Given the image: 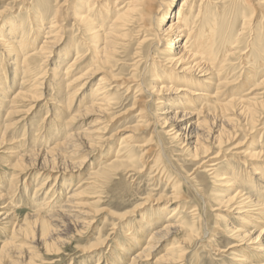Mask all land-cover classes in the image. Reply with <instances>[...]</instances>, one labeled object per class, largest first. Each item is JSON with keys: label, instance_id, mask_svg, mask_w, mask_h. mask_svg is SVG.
Wrapping results in <instances>:
<instances>
[{"label": "bare ground", "instance_id": "bare-ground-1", "mask_svg": "<svg viewBox=\"0 0 264 264\" xmlns=\"http://www.w3.org/2000/svg\"><path fill=\"white\" fill-rule=\"evenodd\" d=\"M24 1L13 0L12 4L17 7L18 3H24ZM54 1L57 2V0H44L32 13L31 8H28V13H31L30 19L24 18L17 21L15 19L19 15L11 16L12 18L9 19L11 25L5 32L3 31L4 23L0 26V147L11 133L17 134L16 129L20 128L21 131V127L27 125L30 119L31 109L21 111L18 108V100L26 98L30 100V103L35 104L37 101H42V86L44 90L56 91L59 88L58 82H55V79L50 80V76L56 77L60 74L64 81L70 77L66 81L67 86L68 81L70 82L67 98L70 104L76 107L74 115L68 118L69 122H66L69 124L67 131L63 134L62 130L66 128L63 117L60 116L63 105L58 104L56 107L48 102L49 99L46 101V104L49 103L54 109L51 108L50 114L43 120L44 123L42 122V125L40 123L37 128L47 129L43 131V134L46 133L48 139L57 137L59 140L53 148L46 149L48 151L45 155L40 151H32L37 145L33 142L38 140L32 139L28 145V151L31 150V152L24 153L23 156L22 151L25 145L22 142L25 139L27 127L23 129L21 138L17 140L20 143L16 146L18 150L6 153L8 157L6 159L11 165L8 170L11 171L13 167L15 170L12 173L7 172L10 175L7 189L2 190V187L0 189L2 190L0 233L3 230L9 233L8 235L5 232L0 234L2 235L0 264H22L25 251L31 255V261L28 262L34 263L32 261L37 254L35 250L30 249L31 246L27 247L26 244L23 248L17 244V240L33 244L37 239L27 234L24 237L23 225L15 220V216H12L14 212L10 209L9 202H2L9 196L14 199L20 198L27 191L25 180L19 187L21 181L19 176L30 167L37 166L40 171L50 167L49 171L56 170L55 173L59 175L53 179L51 175L40 176L43 179L32 186L34 192L31 198L16 204H32V210L37 213L35 222L49 228L54 226L55 229L50 228V231L55 235H58L57 225L51 220L67 218V213L69 216L78 217L73 218L78 226L89 224L88 218L94 214V211L89 208L86 210L87 207H84L86 203H80L83 197L80 189L84 186L83 184L96 190L109 180H114L115 176L120 174L118 171L125 169L126 177L142 173L154 181L167 179L166 183L171 185L174 181L176 189L181 187V181L177 176L175 180L170 175L168 165L172 162L164 152L165 146L161 140L160 143L155 140L157 127H160L164 135L166 134L178 145L182 154L188 153L186 156L193 162L195 168L188 178L183 179L197 191L202 204L188 206L186 203L190 201L184 199L181 200L184 206L177 205V210L173 211L175 207L172 203L178 200L171 198L162 206L153 207L150 210L151 214L141 216L133 232L127 229L122 230L123 235H130L125 247L118 243V250L122 248L123 253L128 254L134 251V247L140 241L144 242L140 251L133 254L125 264H142L145 261L143 257H147L146 253L150 254L155 248L160 247L174 233H184L185 237L180 238L181 243L188 242L190 238H193V236L190 237V233L197 226L198 220L202 219L203 222H199L207 226L208 223L203 218V214L201 216L199 214L203 206L205 208L207 205V198L203 195L204 193H201L205 187L203 181L206 179L218 183L224 191L228 192L225 197H217L216 200L221 201L232 213L237 214L238 224L231 227L228 232L235 242L231 246L232 249L242 250L243 254L239 261L246 262L245 264H264V163L260 164L255 162L253 157H246L244 160L239 159L240 169L241 166L246 165L244 166L246 168L239 170L231 162L217 160L224 150L231 152L230 150L238 149L239 151L235 153L242 154L239 143L233 145L231 149L229 147L241 130L253 132L255 129H264V122L258 123L262 115L261 110L264 109V94L263 91L259 92L264 89V34L262 36L256 34L258 27H262L257 22L261 16H264V11L261 10L263 7H258L257 3L264 5V0L252 1L255 3L251 0H179L178 5V0L80 2L71 6L70 13L73 21L70 28L75 27V31L82 34L83 37H78V40L79 44L84 46L75 47L76 55L68 66L65 58L52 59V50L59 44L60 38L50 42V37L61 33L62 29L57 13L49 16L40 11L44 6L48 9L50 2ZM92 18L97 22L95 23ZM148 21L152 24H148ZM145 29H148L149 33ZM134 35L137 38V45L128 62L130 64L128 67L131 69L129 77H125L126 80L122 82H117L116 78L102 75L116 63L126 60L117 58V53L121 52L125 45L130 44L129 38ZM36 43V48L26 50L30 44ZM146 43L149 44L147 51L142 48ZM63 53H66L65 57L70 55L66 51ZM37 55L42 56L41 61L48 69H43L35 75ZM149 57L154 60V63L168 65L171 70L177 71L175 75L178 76H172L170 70L165 76V72L163 74L159 72V65L154 64L151 68L153 77L149 78V84H146L139 75V65ZM53 63L54 66L50 68ZM57 63L67 67L62 70L63 68ZM83 65H86L87 69L82 74L72 75V71ZM9 71H11L10 85H6ZM156 72L160 76H157ZM98 74L101 78L88 92V96H85V91ZM243 74L244 79H241ZM201 82L205 84L202 89L199 88ZM16 83L19 87L11 91ZM122 90L124 97L128 98L131 94L134 97V103L141 104L143 107L136 113L135 119L131 118L134 119L133 125H129L132 124L129 122L122 124L117 130H120V135L116 134V131L107 137V133L100 130L105 131L108 123L113 121L111 110L117 104L116 94ZM246 90L248 92L245 93ZM168 95H172V98ZM148 102L153 104L157 112L152 124H150L151 121H145L147 112L145 105ZM17 113L22 116L13 122V117ZM94 114H100L106 119L100 121L98 119L90 125L91 128H86L82 132L75 131L77 125L73 123ZM129 117L131 115L128 114L127 118ZM24 121L26 124H22ZM100 124L103 125L100 126ZM148 129L152 130L151 135L140 140V133ZM121 134L123 136L119 141L118 149L113 152L112 157L104 158L96 170H91V176L81 184L78 182L77 187L71 191L73 181L69 178L64 179L65 173L74 168L80 169L92 156V152L105 148L106 143L114 139L113 135L121 136ZM46 135L43 137L44 140L47 138ZM261 138L258 139L261 140ZM56 146H61L60 150H63L65 154L57 152L54 148ZM261 151H264V147ZM25 155L29 157L25 158ZM39 155L40 158L43 157L41 164L27 162L25 164L26 159L35 160ZM50 157H53L51 162ZM78 158L82 161L76 162ZM68 159L75 160L72 168L67 166V169L60 170L56 160L61 162ZM158 175L159 178L156 177ZM31 177V173H27L28 183L31 182ZM100 190L94 198L101 202L105 196L104 191ZM163 200L165 199L157 201ZM222 204L219 206H224ZM44 210L48 213L47 215H44ZM185 212L187 215L184 214ZM189 214L193 220L188 218ZM224 218L226 217L222 216L221 220ZM58 222L60 223V220ZM249 222L254 225H248ZM208 234L209 232L205 231L203 238H207ZM39 241L43 242L47 251L57 250L43 233L39 236ZM246 248L255 250L258 253L255 254L256 257H246L244 254L248 251ZM173 251L174 246H171L156 261L159 264H183L189 253L179 250L175 254ZM199 261L200 258L196 257V262L193 264ZM114 264H120V262Z\"/></svg>", "mask_w": 264, "mask_h": 264}, {"label": "rangeland", "instance_id": "rangeland-1", "mask_svg": "<svg viewBox=\"0 0 264 264\" xmlns=\"http://www.w3.org/2000/svg\"><path fill=\"white\" fill-rule=\"evenodd\" d=\"M43 1L44 0H25L24 3H18L17 4L18 8H17L16 6L15 7L13 6L12 4L13 0H0V26L4 23L3 31L5 32L6 29L10 27L11 22L9 21V19L12 18L11 16L19 15L18 18L15 19L17 21L20 19L22 20L24 18H29L33 10H36L37 5H40L41 2ZM86 1L87 0H66L64 2V0H57V2L55 1L53 3L50 2V6H48L49 11L45 6L40 9L42 13H47V15L49 16L52 13H57L58 15V20L61 23L62 29H61V33H58L57 35H52V37H50V42H53L54 40L60 38L59 44L56 45V47L52 50L53 52L52 59L58 60V58L61 59L65 58L67 66L72 62L73 58L76 55L75 47H79V45L81 47L84 46L81 43L79 44L80 41L78 40V37L80 38L82 34L81 33L78 34L75 31V27L70 28L72 27L71 23L73 21L72 15L70 13V11L72 10L71 6ZM91 1L101 2L96 0H91ZM104 1L105 0H102V2ZM252 1L255 0H251V2ZM177 2L178 5L180 1L178 0ZM257 6L263 7L261 8V10L263 9L262 12L264 11V5H260L257 3ZM28 8L29 9L31 8L30 10L31 13L30 12L28 13L27 11ZM96 9H98V7H96ZM92 20L95 23L97 22V20L93 18ZM259 21L257 23L258 24L260 23L259 26L263 27L264 16H261L259 18ZM147 23L152 24V22L150 21H148ZM258 28L259 30L256 29V31L258 30L256 34L259 35L261 34L262 36L264 34V27L262 29L260 27ZM145 31L149 33L148 29H145ZM136 40L137 38L135 37V35L130 37L129 38V41H131L130 44L125 45L122 51L117 53V58H125L126 60L121 63L120 62L116 63L114 67H112L111 69H109V71L103 73L102 75H104L105 77L107 75L112 78H116L117 82H122L123 80H126L125 77H129V75L131 74L130 72L131 69H129L128 67L130 65L128 62L132 58L131 56L132 52L136 48L137 45ZM148 45L149 44L146 43L142 46V48L145 49V51H147ZM36 47H37V43L33 45L30 44L26 50L28 49L31 50ZM65 51L69 52L70 54L69 57H65L64 54L66 53H63ZM62 53L63 55L62 57H60ZM36 58L37 60L35 61L36 62L35 75L38 74L43 69L44 70L48 69L47 67H45V64L41 61L42 60L41 55H37ZM153 61L154 60H151L149 57L146 58L143 61V63L139 65V71H140L139 75L142 80L143 79L145 80L146 84H149L148 79L153 77L151 68L154 66V64L159 65V69H160L159 72L162 74L163 72H165V76H167V72L169 70L170 73H172V76L177 74V71L171 70V67H169L168 65H165L163 63L160 64L159 62L154 63ZM57 64L61 66V68H63L62 70H64L65 65L63 66L60 65L59 63ZM53 66L54 63L51 64L50 68H52ZM86 69H87L86 65H83V67H80L79 69L72 71V75L75 76L80 75ZM10 73L11 71L7 73L6 85L9 84L10 82V77H9ZM156 75L160 76V74L157 72ZM100 78H101L100 74L95 75L89 88L84 93L85 96H88V92H90L93 89V87L96 85V83L99 81ZM240 78L244 79V74ZM51 79L52 80L55 79V82H58L59 88L56 91L47 90V89L44 90V87L42 86V91H43L42 101H37L34 104L32 102L30 103V100H27L26 98L18 100L19 101L18 108L21 111L31 109L30 119L27 125L21 127V131L20 128L16 129L18 132L17 134L11 133L7 137V140H5V143L0 147V178H1L0 189L2 187V190L7 189L8 181L10 179V175L8 174L12 173V171L15 170L14 167L11 169V171L8 170V168L11 167V165L9 164L10 162L7 161L6 159L8 158L6 156V153L16 152L15 150H18L16 146L20 143L17 142V140L21 138L23 134V129L27 127V131H28V132L25 131V136H24L25 139L23 137L24 141L22 143H24L25 145L22 151L23 156L24 153L26 154L31 152V150L28 151L29 148L28 145L29 143H31L32 139L33 140L38 139L37 142H33V144L36 143L38 146L36 145V147H33L34 150L32 149V151H37V152L40 151L43 153V155H45V153L51 148H53V146L56 145L59 140L57 139V137L48 139V135H46V133L43 134V131L47 129L37 128L40 123L41 125L44 123L43 120L47 115L50 114L51 108L54 109V107H52L49 103H51L53 106L55 105L56 107L58 106V104L63 105V109H60V116L63 117V120L66 124V128L62 130L63 134H65V132L67 131V125L69 123L66 122L70 121L68 118L70 116H73L76 111V107H73L67 98L68 95L67 92L69 90V83H70L68 81V86H67L66 81L68 79L64 81V78H62L60 74H57L56 77L50 76V80ZM16 84L11 89V91H14L15 88L17 89L19 87V85ZM200 85L201 86H199V88L202 89L205 84L201 82ZM262 91L264 94V89L259 90L260 93H262ZM246 92H248V90H246L245 93ZM123 95H124L123 90L120 91V93L116 94L117 104L111 110V112L113 113L112 115L113 121H110L108 123L109 125L105 131L103 129L100 130L101 132L107 133V137L115 133L118 129H120L122 124L124 125L127 122H129L132 123L129 125H133L136 113L141 109V107H143L141 104H138L136 102L134 103L133 100L134 97H132L131 94L130 96H128V98L124 97ZM146 95L147 94H145V96ZM168 97L172 98V95H168ZM47 100L49 102L48 104H46ZM145 106L147 107L145 121L147 122L151 121L150 124H152L154 123L153 121L157 116V112L155 111L154 106L151 102H148L147 105ZM261 112L262 115L258 123L264 122V109H262ZM128 114L131 115V117L127 118ZM16 115H14L13 117L14 118L13 122H16L22 116L21 114L18 113ZM105 115L107 116L108 114ZM100 117L103 116H100V114H94L89 116L88 118L84 117L76 121L75 123L72 122L73 124L77 125L75 131L82 132L84 129L89 128L91 124L97 122L98 119L99 121L102 119H106L104 117L103 118ZM132 117H134V119H131ZM104 122H106V120ZM24 123L26 124L25 121L22 122V124ZM102 125L103 124H100V126ZM263 131L264 129H258V130L255 129V131L253 132H251V130L250 131L241 130L238 136L236 137L235 141H233L229 147L231 149L233 145L239 143L238 146L242 154L235 153L237 152L238 149L230 150L231 152H227L224 150L223 152H221V155L217 160L221 162H223L224 160L231 162L239 170H241L244 166H246L243 165L241 166L242 168L240 169L239 159L244 160L246 157H253L255 162L260 164L264 163V159H263L264 151H261L262 147H264ZM29 132L31 134H29ZM119 133L120 130L116 132V134L120 135ZM150 133H152L151 129H148L140 133L139 139L144 140L148 138V136L151 135ZM45 135L47 138L44 140L43 137ZM118 135L117 136L113 135L112 138L114 139H112L108 144L106 143L105 148L102 147V149L99 150L96 149L95 152H92L91 154L92 156L88 158L85 161V163H83L80 169L74 168V170L71 169L72 171L65 173L64 179L69 178L71 181H73V187L71 186L70 188L71 191L77 187L76 185L78 182L81 184L83 181L86 180V178L90 177L91 176L90 172L96 170L100 165L101 161L104 160V158L112 157V155L114 154L113 152L118 149L119 141L123 136L122 134L121 136ZM40 137L42 140L40 139ZM259 137H262L261 140L258 139ZM155 140L158 143H160L161 140L162 144L165 146L166 150H164V152L167 155V157H169V160L172 162L171 164L168 165L170 169V175H172V177L175 180H177L178 178V180L181 181L182 184L181 187L179 188L177 187L176 189L174 188V183H175L174 181L172 182L173 185L167 184L166 183L167 179H162L161 181H157V180L154 181L153 179L143 175L142 173L135 174L132 177H126V175L124 174L125 169L118 171L120 174L115 176V179L113 178L114 180L112 181L109 180L104 185H102L101 188L98 187L96 190H93L88 185L83 184L84 186L80 189L81 196H83L80 200L81 201L80 203H86L84 207L87 208L85 209L88 210L89 208L93 210L94 214H92L93 216L90 215V217L88 218L89 224L81 225V226H78L77 222L74 220L77 219L78 217L69 216L68 213L67 215L69 217L67 216V218L64 219L59 218L56 219V221L55 219L52 220L50 219L52 223L57 225L56 228L58 229L57 230L58 235H55L53 234V232L50 231V228L55 229L54 226H50L49 228V226H42L41 224L35 222V216H37V213L32 210L31 208L32 204L26 205V204H16V203L20 201L26 202L31 198L34 192V188L32 189V186H35L36 182L38 183L43 179L40 178V176L51 175V179H53L56 175H59V173H55L56 170L49 171L51 169L50 167L49 169L45 168L43 171H40V169H38L37 166L36 167L33 166L26 169L24 171L25 173L19 176L20 177L19 180H21L19 187H21L22 181L25 180L26 181L25 183L27 184L26 187L27 191L24 192L22 194V197L20 198L16 197L14 199V198H10L9 196L4 198V200L2 201V202H9L10 209L14 212L12 216H15V220L18 223H21V225H23L22 233L24 237H26L27 234L34 236L37 239V240L35 239L36 243L33 244L23 243L22 240L19 241L17 240L18 245H21L23 248H25V245L27 244V247L31 246L30 249L35 250V253H37L35 259L32 261L34 263H29L28 261L29 260L31 261V255L29 252L25 251L23 255L24 258L22 259L23 263L24 264H114L116 262H120V264H125L127 261H129L130 257L133 254H137L140 251V248L144 242L140 241L136 245V247H134L135 248L134 251H131L128 254L123 253L122 248L121 250H118L119 249L118 243H121L125 247V245L128 243V238L130 235H123L124 233L122 232V230L127 229L130 232H133L136 229V225L138 222L137 220H139L141 216H144L147 213L151 214L150 210L153 207L162 206L165 201L171 198L178 200L172 203V206L175 207L173 208V211L177 210L176 209L177 205L184 206L181 201L184 199L190 201L189 203H186L188 206H194L196 204L201 205L202 200L201 198H199L197 191L193 189L192 186H189V184L186 183V181L183 179V178H188L191 172L194 171L195 168L193 166V162L186 156L188 153L182 154L179 150L178 145L175 142H172V140H170L166 134L164 135L160 127H157V131L155 132ZM54 148L57 152L60 151V153H62L63 155L65 154L63 150L62 151L60 150L61 146H56ZM234 154H236V156ZM27 157L29 156L25 155V158ZM42 159L43 157L40 158L39 155L38 157H36L35 160L26 159L25 164L26 162L28 164L30 163L41 164ZM52 159L53 157H50L49 161L51 162ZM81 161L82 159L80 158L76 159V162H81ZM56 162H57V167L60 170H62V169H67V166H69V168L70 167L72 168V163H74L75 160L68 159V161L63 160L61 162L59 160H56ZM29 172L32 175L30 179L31 180L30 183L27 182L28 180L27 173ZM155 174L156 173H154V175ZM175 176H177V178ZM156 177L159 178V175ZM196 178H198V176ZM203 183L205 184V187L203 190H201V193H204L203 195H205V197L207 198V205L205 208L203 206L199 214L200 216L203 214V218L208 223L207 226L205 227L204 223L201 224L199 222V221L203 222L202 219L196 221L197 226L190 233V237L193 236V238H190L188 242L185 241V243H181L182 241L181 239L185 237L184 233H180V232L176 234L174 233L173 236L170 239H168L165 243H163L160 247L155 248L153 251H151L150 254L146 253L147 257H143V260L145 261L142 264H159V262L156 261V259L159 258L162 254L166 253L168 251V248H170L171 246H174L173 252L175 254L178 253L179 250H185L187 253H189L185 257L183 264H193L194 262H196V257L200 258V261L197 264H239L240 262L241 264L246 263L243 261H239L241 260V255L243 254L241 253L242 250L240 248L236 250L232 249L233 247L231 246L235 242H234V238L231 237L228 232L231 227H234L238 224V221L236 220L237 214L232 213V211L228 209V207L225 206V204H222L221 201L216 200L217 197L219 198L225 197L226 194H228V192L224 191L221 185L212 182L209 179H206L205 181H203ZM98 190L104 191L103 195L105 196V199L101 202L98 201L97 198H94V195H96ZM1 191L0 193H2ZM19 195L20 194H18V196ZM162 199L165 200L157 201ZM219 204H222L224 206H219ZM1 208L2 205L0 204V211L2 210ZM197 209L199 210L200 208L197 206ZM179 210H180L179 212H181V209ZM187 212H185L184 214L187 215ZM43 213L44 215L48 214L45 210L43 211ZM222 216H225L226 218L221 220ZM188 218L191 219L190 214L188 215ZM59 220L60 223L58 222ZM248 225L253 226L254 223L249 222ZM205 231L209 232L207 238H203V233H205ZM4 232L7 233V235L9 234L5 230H3L0 234H4ZM41 233H43V235L47 237L48 241H51L54 244V248H57V250L54 251L46 250L43 242L39 241V236L41 235ZM0 237H1L0 239H2V235H0ZM24 237L22 236V239H24ZM100 242L103 243V245H101ZM246 249L248 250V248ZM110 250L111 252L109 253ZM124 250L127 249L124 248ZM244 254L246 255V257L251 258L253 256L256 257L255 254L258 253L255 250L251 249L246 251Z\"/></svg>", "mask_w": 264, "mask_h": 264}]
</instances>
